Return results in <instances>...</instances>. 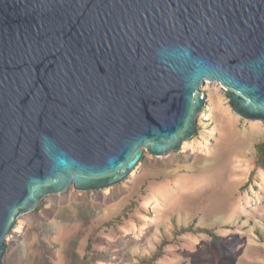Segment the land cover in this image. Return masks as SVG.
Instances as JSON below:
<instances>
[{"label":"water","instance_id":"water-1","mask_svg":"<svg viewBox=\"0 0 264 264\" xmlns=\"http://www.w3.org/2000/svg\"><path fill=\"white\" fill-rule=\"evenodd\" d=\"M206 83L264 125V0H0V264L44 197L190 140Z\"/></svg>","mask_w":264,"mask_h":264},{"label":"rangeland","instance_id":"rangeland-1","mask_svg":"<svg viewBox=\"0 0 264 264\" xmlns=\"http://www.w3.org/2000/svg\"><path fill=\"white\" fill-rule=\"evenodd\" d=\"M201 93L190 140L164 157L145 152L117 184L44 197L17 220L3 264H139L160 248L155 264H264V125L234 113L220 84ZM192 225L216 239L179 234Z\"/></svg>","mask_w":264,"mask_h":264},{"label":"trees","instance_id":"trees-1","mask_svg":"<svg viewBox=\"0 0 264 264\" xmlns=\"http://www.w3.org/2000/svg\"><path fill=\"white\" fill-rule=\"evenodd\" d=\"M257 153H258V165L264 168V142L257 145ZM185 233H192V234H207L213 238L216 239V235L212 233V231L201 229V228H195L193 225L189 226L188 228H182L180 229L179 234H185ZM164 245V244H163ZM91 250V246L88 245L87 251L89 252ZM162 256V250L161 248L157 251V253L152 257L150 260H143L139 264H155L156 261ZM82 264H90L88 261L87 256L83 259Z\"/></svg>","mask_w":264,"mask_h":264}]
</instances>
